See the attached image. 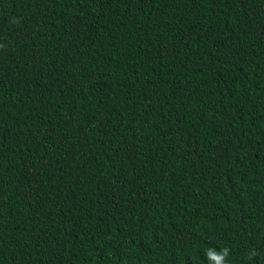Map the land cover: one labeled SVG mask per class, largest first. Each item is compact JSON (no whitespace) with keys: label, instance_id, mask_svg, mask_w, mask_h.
I'll use <instances>...</instances> for the list:
<instances>
[{"label":"trees","instance_id":"trees-1","mask_svg":"<svg viewBox=\"0 0 264 264\" xmlns=\"http://www.w3.org/2000/svg\"><path fill=\"white\" fill-rule=\"evenodd\" d=\"M209 248L264 264V0H0V264Z\"/></svg>","mask_w":264,"mask_h":264},{"label":"clouds","instance_id":"clouds-1","mask_svg":"<svg viewBox=\"0 0 264 264\" xmlns=\"http://www.w3.org/2000/svg\"><path fill=\"white\" fill-rule=\"evenodd\" d=\"M229 249L224 248L221 251H217L215 249L209 248L206 252V256L212 264H225L226 257L228 256ZM251 255H255V252L251 253Z\"/></svg>","mask_w":264,"mask_h":264}]
</instances>
